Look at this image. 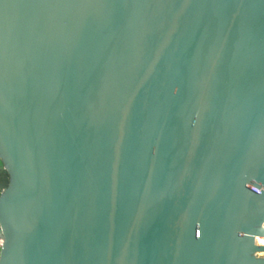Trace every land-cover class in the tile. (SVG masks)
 <instances>
[{
  "label": "water",
  "instance_id": "95a60500",
  "mask_svg": "<svg viewBox=\"0 0 264 264\" xmlns=\"http://www.w3.org/2000/svg\"><path fill=\"white\" fill-rule=\"evenodd\" d=\"M256 237L264 0H0V264H264Z\"/></svg>",
  "mask_w": 264,
  "mask_h": 264
},
{
  "label": "bare ground",
  "instance_id": "6f19581e",
  "mask_svg": "<svg viewBox=\"0 0 264 264\" xmlns=\"http://www.w3.org/2000/svg\"><path fill=\"white\" fill-rule=\"evenodd\" d=\"M262 241H264L263 237H256L255 238V243L258 246H264V242L262 243ZM263 255H264V253H262V252L259 254V256H263Z\"/></svg>",
  "mask_w": 264,
  "mask_h": 264
},
{
  "label": "built area",
  "instance_id": "2783aa9c",
  "mask_svg": "<svg viewBox=\"0 0 264 264\" xmlns=\"http://www.w3.org/2000/svg\"><path fill=\"white\" fill-rule=\"evenodd\" d=\"M254 189V188H253ZM255 190V189H254ZM257 191V190H256ZM264 238V237H263ZM261 252H259V253H257V256L258 257H263L264 258V256H259V254H260ZM262 253H264V252H262Z\"/></svg>",
  "mask_w": 264,
  "mask_h": 264
},
{
  "label": "rangeland",
  "instance_id": "374dc122",
  "mask_svg": "<svg viewBox=\"0 0 264 264\" xmlns=\"http://www.w3.org/2000/svg\"><path fill=\"white\" fill-rule=\"evenodd\" d=\"M264 241H262V243H263ZM264 256V255H263Z\"/></svg>",
  "mask_w": 264,
  "mask_h": 264
}]
</instances>
